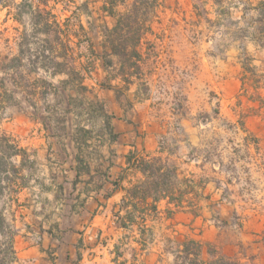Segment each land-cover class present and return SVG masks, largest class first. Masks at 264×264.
Masks as SVG:
<instances>
[{"label": "rangeland", "instance_id": "obj_1", "mask_svg": "<svg viewBox=\"0 0 264 264\" xmlns=\"http://www.w3.org/2000/svg\"><path fill=\"white\" fill-rule=\"evenodd\" d=\"M109 1L0 0V144L7 150L15 139L39 135L42 118L57 108L59 118L63 109L86 108L88 99L80 95L74 75L68 69L52 73L64 59L49 50L63 52L67 42L74 48L69 67L83 63L94 67L98 59L92 47L101 54L105 26L116 24L117 16L103 12ZM159 1L149 14L151 30L141 41L140 66L132 67L122 62L123 57L110 54V74L123 76L136 97L149 99L150 114L163 127L162 145L188 162L182 168L194 178L189 196L197 214L180 213L175 222L178 232L210 243L243 264H264V112L257 109L261 99L248 79L234 91L233 83L227 82L232 74L241 77L236 57L244 62L251 55L264 56L263 49L256 52L242 38L248 30L264 31V13L248 11L243 0ZM133 2L118 0L117 13L126 12ZM46 22L53 30L49 36L36 32ZM59 28L62 39L55 36ZM43 64L55 68L44 69ZM51 83L58 85L59 93H54ZM24 92L31 95L25 99ZM4 162L1 194H7V178L15 177L11 160L6 157ZM30 174L37 175L35 166ZM8 199H0L6 220ZM0 230L9 235L7 224ZM7 249L0 246V253L9 258ZM137 258L126 264H142Z\"/></svg>", "mask_w": 264, "mask_h": 264}, {"label": "crops", "instance_id": "obj_2", "mask_svg": "<svg viewBox=\"0 0 264 264\" xmlns=\"http://www.w3.org/2000/svg\"><path fill=\"white\" fill-rule=\"evenodd\" d=\"M243 1L248 11L260 13L261 0ZM245 10L241 17L245 16ZM260 34V31L248 30L242 38L260 52V49L264 51V39L260 42L256 38ZM93 49L97 64L76 66L85 76L82 83L76 81L79 87H87L84 91L80 89V95L88 99L86 108L81 112L74 108L63 109L61 118L55 116L61 115L57 108L54 114L42 118L37 128L39 135L18 140L30 155L22 170V180L19 178L16 183L14 177L12 181L7 178V194H0L13 197L4 202L9 235L0 230V246L8 247L10 257L0 253V264H118L136 257L142 264H175L174 254L167 249L168 239H183L185 235L178 232L175 222L180 213L191 214V209H181L168 218L166 200L158 203L160 212H155L150 197L146 202H138L140 207L146 208L145 222L136 215V222L129 227L123 225L136 201L131 199L130 191L146 177L136 166V159L168 155L167 149L161 152L163 127L151 116L146 104L149 99L136 97L131 88L126 87L130 83L123 76L112 77L110 65H105L102 55ZM54 51L56 58H63L64 50L58 53L51 49L49 53ZM24 53L21 50L22 57ZM41 57L39 51V62ZM244 62L236 57L235 63L242 68L241 77L232 74L227 82L233 83L234 91L246 78L264 100V77L261 76L264 56L251 55L254 72L246 69ZM41 66L48 70L55 68L47 64ZM259 78L262 81L257 83L255 80ZM51 85L54 93H59L58 85ZM24 93L25 99L31 95ZM71 97L73 100L74 94ZM67 102L70 103V99ZM31 105L36 112V103ZM256 105L264 112V104ZM73 111L77 113L72 114ZM172 158L179 166V178H186L182 165L188 162L181 161L178 152ZM11 160L20 164L21 157ZM30 164L35 166L37 175L30 174ZM203 184L202 188H206V182ZM144 226L143 235L140 228ZM142 240L146 241L143 250L140 248ZM117 251L121 255L116 258Z\"/></svg>", "mask_w": 264, "mask_h": 264}, {"label": "trees", "instance_id": "obj_3", "mask_svg": "<svg viewBox=\"0 0 264 264\" xmlns=\"http://www.w3.org/2000/svg\"><path fill=\"white\" fill-rule=\"evenodd\" d=\"M117 3L118 0H110L109 4H104L103 6V9L109 14L117 16V20L113 27L109 28L105 26V40L103 42V51L101 55L105 61V65L107 66L111 63L108 56L110 54H116L124 58V61L122 62L138 68L143 57L140 50L141 41L144 34L151 30V26L148 24L149 14L151 11H155V9L160 6V1L134 0L127 11L122 14H118L115 9ZM259 7L261 8V12L264 13V0H261ZM50 27V24L46 22L44 27L39 29L37 28L36 32H41L49 36L53 32ZM54 32L58 39H62L61 28L55 30ZM260 33L261 34L257 35L256 38L260 42H263V30H260ZM48 41L49 40L47 38L46 42ZM73 51V46L65 42L63 53L64 61L56 68V70H54L53 73H67L69 70V75H74L75 79L80 80V83H82L85 76L81 70H77L76 66L69 67L70 58L72 57L71 52ZM250 61L251 58L246 59L244 62L245 67L246 69L254 72L253 67L250 65ZM3 71H5L4 68ZM19 75L21 80H25V76L23 74ZM261 76L264 77V74ZM6 79L7 78H4L1 81L3 88L6 87ZM255 81L260 83L262 78L256 79ZM69 82L70 79L63 81L66 86ZM80 87L83 91L87 89L84 85H80ZM259 99H261V103L264 104V100L261 97H259ZM162 148L161 152L167 149L165 146ZM173 154L174 152L169 150L168 155L166 156L158 155L149 158L141 157L136 159V166L145 174L146 177L130 191L131 199L136 201L133 202L134 209L127 214L126 221L123 222V225L129 227L132 223L136 222V215L140 216L143 223L145 222L146 208L140 207L138 202H146L150 197L153 199L151 207L155 212H160L158 210V203L162 200H166L167 207L165 209V215L168 218L173 217L177 211L187 207L191 209L193 213L197 214L195 209L196 204L194 203L193 198L189 196L194 187L193 180L188 177L184 179L179 178V166L177 165L176 160L172 158ZM29 155L30 153L27 149L21 146L16 139L13 144L8 145V150L2 143L0 144V191H2L5 187L1 184L3 178L2 173L6 168V163L4 162L5 158L7 157L11 160L18 158L19 156L21 157L20 164H15L12 160L10 162L11 169L13 170V174L15 176L14 179L16 183H18V179L20 178L22 180L23 178L22 170L26 165ZM32 164L30 165L32 166ZM1 193L2 192H0V194ZM1 198L3 197L0 196V199ZM8 200H13V197H9ZM3 224H7V221L3 215V209H1L0 229ZM140 231L144 235L146 227L144 226L143 228H140ZM168 242L167 249L174 254L175 264H243L240 259L222 255L210 243L204 242L195 237L185 236L180 241L169 238ZM140 243L141 250L145 249L146 241L142 240ZM120 255L121 253L117 251L116 258ZM118 264H126V262L122 261Z\"/></svg>", "mask_w": 264, "mask_h": 264}]
</instances>
